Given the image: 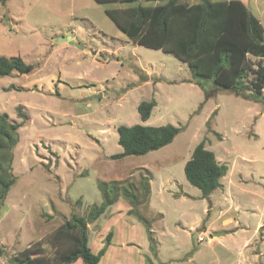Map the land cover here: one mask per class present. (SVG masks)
Here are the masks:
<instances>
[{
    "label": "rangeland",
    "instance_id": "rangeland-1",
    "mask_svg": "<svg viewBox=\"0 0 264 264\" xmlns=\"http://www.w3.org/2000/svg\"><path fill=\"white\" fill-rule=\"evenodd\" d=\"M240 1L264 30V0ZM133 5L0 0V56L33 66L0 78V113L22 123L0 210V264L35 244L49 252L50 234L100 205L99 184L113 182L119 190L105 191L115 203L88 224L91 252L105 249L98 264H264V105L232 91L206 98L174 54L130 42L105 11ZM151 99L142 122L137 106ZM168 124L182 128L169 145L110 159L121 152L118 126ZM201 142L227 166L207 198L183 172ZM172 185L185 196L160 191Z\"/></svg>",
    "mask_w": 264,
    "mask_h": 264
},
{
    "label": "trees",
    "instance_id": "trees-1",
    "mask_svg": "<svg viewBox=\"0 0 264 264\" xmlns=\"http://www.w3.org/2000/svg\"><path fill=\"white\" fill-rule=\"evenodd\" d=\"M3 1V0H2ZM96 3L134 4L105 11L107 17L127 39L152 50L172 53L186 63L190 82L198 86L206 98L218 91H232L252 103L264 105V30L260 21L239 0H94ZM253 59H257L254 61ZM33 66L19 56H0V78L12 72L29 73ZM155 100L140 102L137 112L142 122L151 116ZM17 116H26L17 107ZM22 123L0 113V210L10 187L12 151L18 142ZM182 130L173 125L150 127L143 125L116 128L121 152L110 156L119 160L143 156L157 151L174 140ZM187 182L197 188L203 198L221 187L227 166L216 161L214 153L199 143L183 167ZM148 184V183H146ZM111 185L115 191L116 182ZM108 184H99L100 205H92L86 216L73 215L48 237L50 251L41 244L30 246L9 264H98L105 249L93 254L88 247V224L97 220L115 203L116 196L105 191ZM148 193V187H144ZM136 204L135 201H133Z\"/></svg>",
    "mask_w": 264,
    "mask_h": 264
},
{
    "label": "crops",
    "instance_id": "crops-1",
    "mask_svg": "<svg viewBox=\"0 0 264 264\" xmlns=\"http://www.w3.org/2000/svg\"><path fill=\"white\" fill-rule=\"evenodd\" d=\"M240 1V0H239ZM240 2H242V1H240ZM243 3V2H242ZM244 4V3H243ZM245 5V4H244ZM246 6V5H245ZM247 7V6H246ZM248 8V7H247ZM250 11V10H249ZM223 186V184L221 183V187ZM224 189V188H223ZM166 190V192H167V196L171 199V200H173V201H175V200H179V198L180 197H184L185 195L184 194H180V193H178L176 190H175V187L172 185L170 188H166L165 186H162L161 188H160V191H162V192H164ZM113 205V204H112ZM111 205V206H112ZM110 206V207H111ZM110 207H108V208H110ZM211 208H212V204H210V207H209V210H211ZM209 210H207L206 211V215H208V212H209ZM159 214V213H158ZM226 214H227V212L226 211H220L219 212V216H218V218L220 217V218H222V217H224V216H226ZM223 223H224V225H228L229 223H231V219L230 218H228V219H226V220H224L223 221ZM263 223V225H264V221L262 222ZM199 226V225H198ZM198 226L196 227V228H194L195 230H197L198 229ZM205 227H204V229H203V231L200 233V234H202V233H206L207 232V230L209 229V227H210V225H204ZM259 226H261V223H258V225H257V227H259ZM239 227V226H238ZM237 226L235 227V228H233V230L234 229H237L238 228ZM262 229H264V226L263 227H261L260 228V230H262ZM259 230V231H260ZM199 234V235H200ZM224 234H226V231H225V233ZM198 235V236H199ZM198 238V237H197ZM197 240V239H196ZM210 240H211V238H210ZM200 250H199V248H197L193 253H192V255H191V257L189 258V260L190 261H193V259H194V257H195V255L199 252Z\"/></svg>",
    "mask_w": 264,
    "mask_h": 264
},
{
    "label": "water",
    "instance_id": "water-1",
    "mask_svg": "<svg viewBox=\"0 0 264 264\" xmlns=\"http://www.w3.org/2000/svg\"><path fill=\"white\" fill-rule=\"evenodd\" d=\"M70 38H68V40H69ZM64 40H66V39H64ZM78 48L79 49H81V50H83V47H81V46H78ZM93 54H94V52H93Z\"/></svg>",
    "mask_w": 264,
    "mask_h": 264
},
{
    "label": "built area",
    "instance_id": "built-area-1",
    "mask_svg": "<svg viewBox=\"0 0 264 264\" xmlns=\"http://www.w3.org/2000/svg\"><path fill=\"white\" fill-rule=\"evenodd\" d=\"M198 240H199V241H202V238H199Z\"/></svg>",
    "mask_w": 264,
    "mask_h": 264
}]
</instances>
